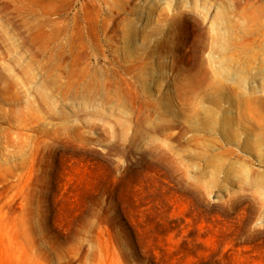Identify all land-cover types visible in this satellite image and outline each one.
I'll return each mask as SVG.
<instances>
[{
  "label": "rangeland",
  "instance_id": "1",
  "mask_svg": "<svg viewBox=\"0 0 264 264\" xmlns=\"http://www.w3.org/2000/svg\"><path fill=\"white\" fill-rule=\"evenodd\" d=\"M0 264H264V0H0Z\"/></svg>",
  "mask_w": 264,
  "mask_h": 264
},
{
  "label": "bare ground",
  "instance_id": "2",
  "mask_svg": "<svg viewBox=\"0 0 264 264\" xmlns=\"http://www.w3.org/2000/svg\"><path fill=\"white\" fill-rule=\"evenodd\" d=\"M125 32L126 34L128 33V35L134 37L135 35H133L134 33H136V30L132 28V24H126L125 25Z\"/></svg>",
  "mask_w": 264,
  "mask_h": 264
}]
</instances>
